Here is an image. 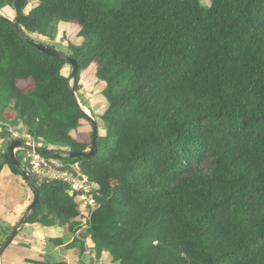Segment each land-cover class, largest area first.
I'll use <instances>...</instances> for the list:
<instances>
[{"label": "trees", "instance_id": "16d2710c", "mask_svg": "<svg viewBox=\"0 0 264 264\" xmlns=\"http://www.w3.org/2000/svg\"><path fill=\"white\" fill-rule=\"evenodd\" d=\"M29 4L0 0L27 38L0 15V128L10 138L0 172L19 175L35 200L11 156L21 126L55 153L91 151L94 129L88 141L73 134L92 125L73 91L94 62L106 108L96 155L72 159L98 186L96 208L32 174L39 203L25 224L64 228L83 251L88 233L97 259L113 264H264V0ZM59 23L79 40L69 43L73 85L69 63L30 42L29 32L55 40Z\"/></svg>", "mask_w": 264, "mask_h": 264}, {"label": "rangeland", "instance_id": "374dc122", "mask_svg": "<svg viewBox=\"0 0 264 264\" xmlns=\"http://www.w3.org/2000/svg\"><path fill=\"white\" fill-rule=\"evenodd\" d=\"M39 0H30V4L26 11L28 12ZM211 0H202V3L206 6L210 5ZM0 13L10 19L15 18V11L11 7H5L0 9ZM77 26V24H76ZM29 35L36 41V42H44L45 44L52 45L55 50L62 52L66 55L71 54V50L69 48L70 42H79V40L76 39V34L73 31V28L66 23H59L58 25V31H57V37L55 40H51L48 37H45L43 35L37 34V33H30ZM95 66L96 63H92L91 66L81 75L79 84L81 85V89L77 93L78 100L84 110H86L94 119H98L100 124L99 116L102 114L106 108V100L103 95V90L106 85L105 82L100 81L96 77L95 73ZM63 74L66 76H70L73 73V66L71 64H67L65 68L63 69ZM31 80H21L19 81L20 86H26ZM72 85L74 84V80H72ZM103 127L101 126L100 129ZM92 125H83L81 128H79L77 131H74L73 134L78 138L79 140L88 141L91 137L92 132ZM6 133V129L0 128V153H3L7 151L9 140L10 138H4L3 134ZM14 140H22L24 142H28L35 146H41L43 148L49 149V150H58L57 146H53L51 144H48L44 141L36 142L34 139L31 138L27 134V130L25 127L21 126L18 131H13V137ZM34 151H29L26 149H17L16 155L19 156L22 167L29 172L30 176L33 174L29 170V164H28V157L29 155ZM61 155L62 157H50L54 158L59 162L60 164L64 165L65 170H73L74 168L79 171L77 168V164L72 161L71 158L68 157L65 153H57ZM49 158V157H48ZM33 176H35L33 174ZM32 177V176H31ZM36 177V176H35ZM37 178V177H36ZM84 206L89 204V199L87 197L86 200L82 203ZM85 209V207H84ZM85 211V214L89 211ZM87 218V216L84 215L83 220ZM32 234H39V230L43 231L42 237H48L53 232L52 228L44 227L40 224H32ZM88 227L86 224L85 227ZM84 230V229H83ZM81 230V232L83 231ZM12 227H2L0 226V242H5L6 236L8 234H11ZM60 234L63 235L60 237V235L57 236L58 244L48 241L45 249L46 253V261L49 264H56L58 262L62 261H68L69 264H113L111 262L110 257L108 254H103L102 258L97 259L96 252L94 251L93 243L88 235V233H85L82 235V239H84L85 242V249L84 251L81 250V243H75L74 239L75 237L68 234L64 228L59 230ZM79 232V234L81 233ZM10 236V235H9ZM63 238V239H62ZM5 239V240H4ZM17 242V241H16ZM15 243L11 245L10 249L13 248ZM46 264V263H45Z\"/></svg>", "mask_w": 264, "mask_h": 264}, {"label": "crops", "instance_id": "0c3cea01", "mask_svg": "<svg viewBox=\"0 0 264 264\" xmlns=\"http://www.w3.org/2000/svg\"><path fill=\"white\" fill-rule=\"evenodd\" d=\"M33 199L34 194L19 175L7 167L0 172V226L13 227L18 218H22ZM32 224L39 223H27L21 227L18 236L12 241L11 245L15 243L13 248L10 249V245L4 251L0 264L46 263L45 249L47 242L51 241L58 244L57 236H63L59 232L62 228L44 226L52 228L53 232L48 237H42V230H39V234H32Z\"/></svg>", "mask_w": 264, "mask_h": 264}, {"label": "water", "instance_id": "95a60500", "mask_svg": "<svg viewBox=\"0 0 264 264\" xmlns=\"http://www.w3.org/2000/svg\"><path fill=\"white\" fill-rule=\"evenodd\" d=\"M0 15L3 16L8 22H10L11 24H13L16 27L19 35L22 38L27 39L26 36L24 35V33L22 32V30H20V28L18 27V25L15 23V21L13 19L8 18V17L2 15L1 13H0ZM30 42L35 47L40 49L41 51H43V52H45L47 54L53 55L55 57H58V58L66 60L69 64H71L73 66V73H72V76H71L72 80H75L77 78L78 71H79V68H80V63L75 58H73L70 55H66V54H64L62 52H59L57 50H51L50 48H48V47H46V46H44V45H42V44H40L38 42H35V41H30ZM73 94L75 96V99L77 101V104H78L79 108L81 110H83V112L86 113V115L88 116V118H89V120H90V122H91V124L93 126V129H94L93 147H92L90 152H71L70 154H68V157L71 158V159L78 158V157H92V156L96 155L97 150H98L99 127H98L96 119H94L91 116V114H89L86 110H84L82 108V106H81V104H80V102L78 100L77 93L75 91H73ZM17 149H26V150H29V151H36V152H38L40 154L49 155V156H52V157H62L61 155L55 153L52 150L43 148L41 146H35V145H32V144H30L28 142H24L22 140H14L12 142V144L10 145L12 159H13L15 165L18 168L21 169V171L23 173V177L25 178V180L33 188V191L35 193V200L27 208L26 212L24 213L22 218L19 220L17 226L14 228V230L10 234V236L5 240V242L2 245H0V259H1L2 255H3L4 251L7 249V247L12 243L14 238L18 235L19 230L21 229V227L25 224L29 213L33 210L35 205H37L39 203V188H38V185L33 181V179L30 176V174L22 167L21 163L18 161L17 155H16ZM56 264H67V263L65 261H62V262H58Z\"/></svg>", "mask_w": 264, "mask_h": 264}, {"label": "built area", "instance_id": "2783aa9c", "mask_svg": "<svg viewBox=\"0 0 264 264\" xmlns=\"http://www.w3.org/2000/svg\"><path fill=\"white\" fill-rule=\"evenodd\" d=\"M29 170L39 180H57L67 183L70 186V192L72 194L78 192L81 195V199L84 201L89 199V206L93 211L96 206V200L93 194L98 190V186L93 183L80 169L77 164L75 168L71 170H65L64 165L60 164L54 158H48L36 151L32 152L28 157ZM29 173V172H28Z\"/></svg>", "mask_w": 264, "mask_h": 264}]
</instances>
